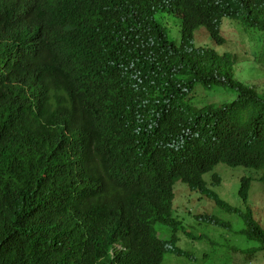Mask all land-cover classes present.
<instances>
[{
	"label": "trees",
	"instance_id": "obj_1",
	"mask_svg": "<svg viewBox=\"0 0 264 264\" xmlns=\"http://www.w3.org/2000/svg\"><path fill=\"white\" fill-rule=\"evenodd\" d=\"M164 13L180 22L178 46L157 19ZM225 18L264 33V0H0V43L29 46L23 50L32 57L28 72L40 77L33 86L35 108L53 107L61 122L80 125V140L59 156L62 164L71 172L86 160L98 201L125 206L126 220L132 219L125 228L118 220L109 236L78 246L92 264H163L167 254L181 257L175 235L180 223L169 215L172 186L181 179L200 187L199 173L215 158L262 170L264 187V95L235 79L233 55L194 45L200 27L215 45H224ZM198 86L228 90L235 99L195 107ZM9 139L0 132V264H30L32 242L12 222V211L23 210L20 186H35L39 171L73 184L82 180L58 161L47 171L39 156L16 161ZM120 145L125 161L111 169L116 161L104 153H117ZM250 181L241 179L244 203ZM104 207L93 214L94 223L102 221ZM143 207L148 221L141 218ZM241 217L243 238L259 245L253 252H264V230L249 210ZM161 223L171 229L169 242L157 237ZM123 238L130 243L126 252L98 261L104 246Z\"/></svg>",
	"mask_w": 264,
	"mask_h": 264
},
{
	"label": "clouds",
	"instance_id": "obj_2",
	"mask_svg": "<svg viewBox=\"0 0 264 264\" xmlns=\"http://www.w3.org/2000/svg\"><path fill=\"white\" fill-rule=\"evenodd\" d=\"M167 16L173 18L176 23L179 22L177 18L165 13L157 15V19L162 24L161 18ZM226 19H223L222 22ZM19 35L30 38L24 32ZM213 45L215 44L213 43ZM27 47L29 46H10L5 40L0 43V132L9 133L12 150H16V161L25 163L30 158L39 156L43 161H47L46 164L42 165V169L47 171L46 165L51 167L55 161L64 166L59 156L80 140L79 129L81 128L75 120L61 122L58 119L60 113L57 112L59 111L53 107L35 108V98L38 94L33 90V86L40 77L28 72L32 57L23 53ZM19 150H23L24 153ZM104 154L114 157L116 161L115 165L110 166L111 169L125 161L121 145L117 153L110 150ZM215 159L208 169L199 173L200 187H192L181 179L175 180L172 186L173 199L169 215L173 221L180 223L181 228V222L172 215L174 185L177 182L186 184L190 190L199 192L209 198L216 207L226 211L225 208L216 203L214 196L222 204H228L208 189L203 180L205 175L211 174V184L220 185V177L214 173V170L216 166L225 164L215 163ZM64 168L70 175L79 177L78 181L82 180L80 184L63 181L55 175L52 176L51 172L41 173L39 171L35 173V186L25 184L26 181L20 186L23 194L22 202L24 203L21 205L23 210L19 208L12 211V222L16 233L21 236H28L27 238L32 242L30 264H92L89 255L78 246L80 244H93L100 234L104 237L109 236L112 231L110 228L117 225L118 220L121 221L124 228L128 221H132V219L126 220L130 216L126 212L125 206L111 208L108 201H98V193L94 188L92 174L86 175V160L82 161L74 171L70 172L65 166ZM102 205L105 206L103 208L106 210L104 211L105 216L99 224H96L91 219H93L95 211ZM231 208L232 212H237L235 208ZM146 212V207H143L140 215L142 220L148 221ZM242 214L244 213L240 215ZM162 224L158 226H164ZM168 230L171 229L168 228ZM157 237L160 238L159 234ZM125 238L118 239L109 247L104 246L100 250L101 256L98 261L114 260L116 255L126 252L130 243Z\"/></svg>",
	"mask_w": 264,
	"mask_h": 264
},
{
	"label": "rangeland",
	"instance_id": "obj_3",
	"mask_svg": "<svg viewBox=\"0 0 264 264\" xmlns=\"http://www.w3.org/2000/svg\"><path fill=\"white\" fill-rule=\"evenodd\" d=\"M161 20L168 40L179 45V22L176 23L169 16ZM221 34L226 43L222 46L213 45L201 27L195 31L194 43L197 47L213 48L219 55H233L235 79L264 95V33L249 29L240 21L226 19L222 22ZM234 99L235 95L228 90H205L198 86L192 103L195 107H203L211 103H229ZM214 173L220 177V185H212L211 174H207L203 177L206 187L224 203L237 209V212L216 207L209 198L177 182L174 185L172 215L182 224L181 230L175 234L178 238L176 247L182 253L179 258L167 254L163 264H191L189 259L194 264H264V252H253L259 245L245 241L241 234L245 224L240 215L249 210L264 229V187L259 179L262 170L218 165ZM243 177L251 179L246 203L238 196L240 179ZM157 230L160 238L169 242L171 232L165 226H158ZM235 250L240 253L228 254Z\"/></svg>",
	"mask_w": 264,
	"mask_h": 264
}]
</instances>
